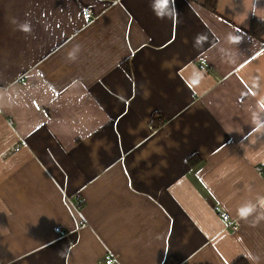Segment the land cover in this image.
Returning a JSON list of instances; mask_svg holds the SVG:
<instances>
[{"label":"crops","instance_id":"1","mask_svg":"<svg viewBox=\"0 0 264 264\" xmlns=\"http://www.w3.org/2000/svg\"><path fill=\"white\" fill-rule=\"evenodd\" d=\"M206 1L0 0V264H264V0Z\"/></svg>","mask_w":264,"mask_h":264},{"label":"clouds","instance_id":"2","mask_svg":"<svg viewBox=\"0 0 264 264\" xmlns=\"http://www.w3.org/2000/svg\"><path fill=\"white\" fill-rule=\"evenodd\" d=\"M150 7L158 19L171 18L175 19L177 17V9L175 7V0H151ZM255 10V6L253 5ZM20 30L25 33H31V25L27 22L19 25ZM243 37L240 35H234L229 33L226 37L228 44L230 45H239ZM207 40V37L203 34H197L194 40V47L199 48ZM79 45L75 46L73 50L69 51L67 54V59L69 61H75L77 58V53L79 52ZM223 51V49H221ZM204 79L202 73L195 72L188 79V86L190 88L197 87L201 81ZM259 87L258 85H256ZM254 96L257 93L254 91L252 93ZM251 115V124L253 125L252 131L258 133L261 136H264V94H261L257 100V103L254 107L249 108ZM237 214L240 219L248 220L249 217H254L253 226L258 225L261 221H264V196H259L255 203L252 201L244 202L238 209Z\"/></svg>","mask_w":264,"mask_h":264},{"label":"built area","instance_id":"3","mask_svg":"<svg viewBox=\"0 0 264 264\" xmlns=\"http://www.w3.org/2000/svg\"><path fill=\"white\" fill-rule=\"evenodd\" d=\"M84 14H85L86 19H92L93 18V11L90 8H85ZM200 69L203 71H207L208 65L204 61H202L201 65H200ZM10 124L12 125L13 122L10 121ZM20 150H21V147H19V146L14 149L15 152H19ZM257 171L259 173H261L262 169L258 168ZM75 198L77 201H81L82 196L80 193H78L77 195H75ZM80 208L81 207H78L77 209L80 210ZM215 211L222 218V220L226 223V225L229 229H231L233 231H237L239 229V225H238L237 221H233L231 219V216L228 213H226L225 211H223L220 206H216ZM84 226H86V222H84ZM56 232L58 234H62V235L64 234L60 228H57ZM113 262H114V259H110V261H108V264H112Z\"/></svg>","mask_w":264,"mask_h":264},{"label":"trees","instance_id":"4","mask_svg":"<svg viewBox=\"0 0 264 264\" xmlns=\"http://www.w3.org/2000/svg\"><path fill=\"white\" fill-rule=\"evenodd\" d=\"M217 3H218V0H207L206 7L208 10L215 13L217 10ZM249 32L253 37L260 39V37L264 34V23L260 21H254L252 23V27ZM125 68L126 70H129L128 65H125ZM161 124H163V121L161 119L159 121L157 120V117L153 118L152 127L154 129H158L161 126ZM234 264H249V263L244 259H239Z\"/></svg>","mask_w":264,"mask_h":264},{"label":"rangeland","instance_id":"5","mask_svg":"<svg viewBox=\"0 0 264 264\" xmlns=\"http://www.w3.org/2000/svg\"><path fill=\"white\" fill-rule=\"evenodd\" d=\"M115 261V260H114Z\"/></svg>","mask_w":264,"mask_h":264}]
</instances>
